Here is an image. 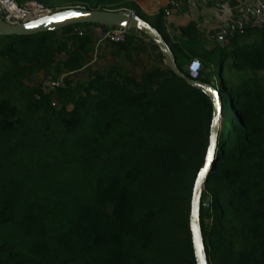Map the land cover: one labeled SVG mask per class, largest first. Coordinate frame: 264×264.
Here are the masks:
<instances>
[{
	"label": "trees",
	"instance_id": "16d2710c",
	"mask_svg": "<svg viewBox=\"0 0 264 264\" xmlns=\"http://www.w3.org/2000/svg\"><path fill=\"white\" fill-rule=\"evenodd\" d=\"M33 1L131 10L164 35L181 72L202 62L199 80L224 104L200 209L208 264H264V24L207 49L194 25L171 38L165 9L150 19L137 0ZM87 25L0 36V264H197L191 201L214 104L167 64L135 61L146 49L134 30L110 42L131 69L117 61L50 91L25 83L59 55L65 71L84 68Z\"/></svg>",
	"mask_w": 264,
	"mask_h": 264
},
{
	"label": "water",
	"instance_id": "95a60500",
	"mask_svg": "<svg viewBox=\"0 0 264 264\" xmlns=\"http://www.w3.org/2000/svg\"><path fill=\"white\" fill-rule=\"evenodd\" d=\"M69 13H73L75 15L69 17ZM77 24L103 25L105 27L111 28L116 27L140 31L148 38L153 39L158 44L160 52L164 57L167 66L171 70H173L178 76L184 78L192 86L202 90L212 100L214 104V114L211 125L210 145L212 143V137L214 136L215 147L213 148L212 160H207L205 166L202 168V170L207 168V171L204 173L203 178H200L199 173L196 179L191 201L190 215V225L197 264H201L200 255H198L197 249L198 244L202 245L203 248V264H208L203 236L201 232L200 209L203 192L209 180L210 173L217 161L219 133L221 131V122L223 120L224 114V104L219 92L211 85L203 83L199 79H192L188 77L185 73L181 72L177 66L174 52L170 44L165 39L164 35L151 22L140 17L137 14H134L133 11L128 9L115 11L106 9L101 10L71 7L63 10L54 11L51 14L39 17L26 23L16 25L7 23L6 21L0 18V36H33L39 33L58 31L67 26H73ZM198 179L200 181L199 184H197Z\"/></svg>",
	"mask_w": 264,
	"mask_h": 264
},
{
	"label": "crops",
	"instance_id": "0c3cea01",
	"mask_svg": "<svg viewBox=\"0 0 264 264\" xmlns=\"http://www.w3.org/2000/svg\"><path fill=\"white\" fill-rule=\"evenodd\" d=\"M170 1L171 0H144L137 2L147 17L152 19L161 9L167 8ZM180 2L181 6L179 9L172 10L170 16L164 15L166 30L171 38L175 36L180 37L181 29L192 24L198 31V41L205 48L214 49L220 44L223 46H230L233 38L237 34L252 27L255 11L253 0H220L209 2L180 0ZM135 33L141 38L142 45L147 50V56L150 62H157L156 64L165 66L166 62L160 52L158 44L140 31L135 30ZM103 36L104 34L98 35L99 41L97 43L103 46V53L101 55L104 54V57L108 60L110 59L111 63L115 60H124L125 53L110 47L111 45L107 47L106 44L108 41L104 39ZM183 39L189 40V37L185 36ZM140 55L141 54H136L134 52V60L140 59ZM195 59L198 58H192L190 62Z\"/></svg>",
	"mask_w": 264,
	"mask_h": 264
},
{
	"label": "built area",
	"instance_id": "2783aa9c",
	"mask_svg": "<svg viewBox=\"0 0 264 264\" xmlns=\"http://www.w3.org/2000/svg\"><path fill=\"white\" fill-rule=\"evenodd\" d=\"M200 2L220 1V0H198ZM254 2V18L252 27H262L264 24V0H253ZM181 6L180 0H171L165 8L166 16H170L172 10L179 9ZM52 8L38 2L28 1L24 4H19L17 0H0V18L7 23L16 25L26 23L39 17L51 14L54 12ZM134 13V12H133ZM135 14V13H134ZM129 30L125 28H109L103 38L111 42H124ZM203 68L202 62L195 59L186 65L189 77L199 79L200 72ZM209 206V202H205Z\"/></svg>",
	"mask_w": 264,
	"mask_h": 264
},
{
	"label": "rangeland",
	"instance_id": "374dc122",
	"mask_svg": "<svg viewBox=\"0 0 264 264\" xmlns=\"http://www.w3.org/2000/svg\"><path fill=\"white\" fill-rule=\"evenodd\" d=\"M137 1H144V0H137ZM149 1V0H146ZM21 4V2H19ZM23 3V2H22ZM71 8V7H70ZM109 28L103 27V26H92V25H87V26H82L78 28V32H86L90 33L94 36V50L92 52H89L86 55L87 58V64L84 66L79 71L75 72H67L65 71L61 66L60 62L63 59L64 55H59L57 57L56 62L54 63L53 67L48 70H40L36 72L29 80H26L25 83L44 90V91H50L52 90L55 86L63 84V82L67 79H71L74 82L77 81H82L85 82L91 78L92 72L97 70V69H103L106 68L110 65H112L114 62H117L116 60L111 63V60L106 59L104 57V54L101 55L102 52V45L97 44L99 41L98 35L105 34ZM106 46H110L109 40H107ZM111 47V46H110ZM142 59L144 60L143 63L150 62L149 57L147 56V50L143 52V54L140 55ZM105 58V59H104ZM122 63L125 66H128V68H132V64L126 61L125 59L122 60ZM153 63V62H151ZM157 63V62H156ZM154 62V64H156ZM220 62L216 63L215 67L218 68ZM233 112V111H232ZM232 114V113H231Z\"/></svg>",
	"mask_w": 264,
	"mask_h": 264
},
{
	"label": "snow or ice",
	"instance_id": "6c2138e0",
	"mask_svg": "<svg viewBox=\"0 0 264 264\" xmlns=\"http://www.w3.org/2000/svg\"><path fill=\"white\" fill-rule=\"evenodd\" d=\"M72 15H75L73 13H69L68 16H72ZM215 147V137L213 136L212 137V143L211 145L209 146L208 148V155H207V160L208 161H211L212 160V154H213V148ZM207 171V168L203 169L201 172H200V178H203L204 176V173ZM199 179L197 180V184H199ZM197 249H198V255H200V259H201V264H203V260H204V257L202 255V252H203V248H202V245H197Z\"/></svg>",
	"mask_w": 264,
	"mask_h": 264
},
{
	"label": "bare ground",
	"instance_id": "6f19581e",
	"mask_svg": "<svg viewBox=\"0 0 264 264\" xmlns=\"http://www.w3.org/2000/svg\"><path fill=\"white\" fill-rule=\"evenodd\" d=\"M223 120H224V117H223ZM223 120H222V122H221V127H222Z\"/></svg>",
	"mask_w": 264,
	"mask_h": 264
}]
</instances>
